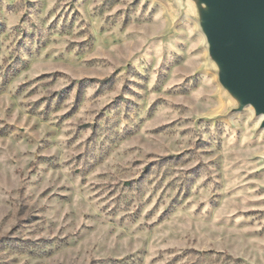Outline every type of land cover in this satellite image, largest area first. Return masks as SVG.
<instances>
[{"label": "rangeland", "instance_id": "obj_1", "mask_svg": "<svg viewBox=\"0 0 264 264\" xmlns=\"http://www.w3.org/2000/svg\"><path fill=\"white\" fill-rule=\"evenodd\" d=\"M232 2L0 0V264H264Z\"/></svg>", "mask_w": 264, "mask_h": 264}, {"label": "water", "instance_id": "obj_2", "mask_svg": "<svg viewBox=\"0 0 264 264\" xmlns=\"http://www.w3.org/2000/svg\"><path fill=\"white\" fill-rule=\"evenodd\" d=\"M233 1L226 7L228 28L220 27L219 32L225 35L234 61L239 60L236 64L240 76H262L263 84L259 87L264 97V0Z\"/></svg>", "mask_w": 264, "mask_h": 264}, {"label": "bare ground", "instance_id": "obj_3", "mask_svg": "<svg viewBox=\"0 0 264 264\" xmlns=\"http://www.w3.org/2000/svg\"><path fill=\"white\" fill-rule=\"evenodd\" d=\"M206 4V3H205ZM248 73V72H247ZM251 74V73H250ZM247 77H249V75L247 74ZM244 78V77H243ZM249 78H251L252 80H254L253 82H254V84L256 85V86H262V84H263V78H262V76L260 77L259 75H256V74H251L250 75V77Z\"/></svg>", "mask_w": 264, "mask_h": 264}]
</instances>
